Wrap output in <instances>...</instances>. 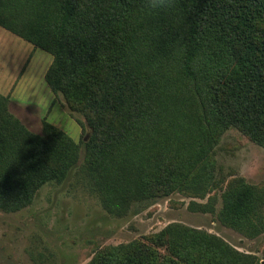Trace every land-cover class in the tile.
Instances as JSON below:
<instances>
[{
	"label": "trees",
	"instance_id": "trees-1",
	"mask_svg": "<svg viewBox=\"0 0 264 264\" xmlns=\"http://www.w3.org/2000/svg\"><path fill=\"white\" fill-rule=\"evenodd\" d=\"M0 27L53 55L45 80L87 121L80 169L112 216L176 192L206 195L214 146L229 129L264 147V0H0ZM80 156L67 132L47 120L31 131L0 93V210L30 205ZM196 210L213 212L214 203ZM219 219L261 236L264 189L231 181ZM261 260L176 222L108 245L88 264Z\"/></svg>",
	"mask_w": 264,
	"mask_h": 264
},
{
	"label": "rangeland",
	"instance_id": "rangeland-1",
	"mask_svg": "<svg viewBox=\"0 0 264 264\" xmlns=\"http://www.w3.org/2000/svg\"><path fill=\"white\" fill-rule=\"evenodd\" d=\"M0 31V93L9 96L10 111L35 133H42L47 120L81 145L79 162L62 183L45 184L21 210H0V264H88L108 245L143 239L176 222L216 234L264 264V234L250 239L219 219L222 194L231 181L244 179L264 189V147L229 129L214 146L213 181L206 195L176 192L134 203L124 217L112 216L80 169L91 134L87 121L45 80L53 55ZM210 200L213 212L196 210Z\"/></svg>",
	"mask_w": 264,
	"mask_h": 264
},
{
	"label": "crops",
	"instance_id": "crops-1",
	"mask_svg": "<svg viewBox=\"0 0 264 264\" xmlns=\"http://www.w3.org/2000/svg\"><path fill=\"white\" fill-rule=\"evenodd\" d=\"M2 27H0V29H1ZM5 29V28H4ZM1 32V31H0ZM4 36V35H3ZM4 37H6V36H4ZM3 38V37H2ZM4 39H6V38H4Z\"/></svg>",
	"mask_w": 264,
	"mask_h": 264
}]
</instances>
